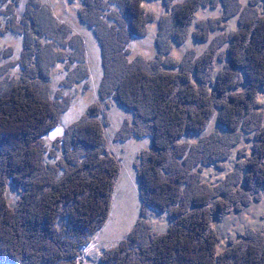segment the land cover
I'll list each match as a JSON object with an SVG mask.
<instances>
[{"label": "trees", "instance_id": "obj_1", "mask_svg": "<svg viewBox=\"0 0 264 264\" xmlns=\"http://www.w3.org/2000/svg\"><path fill=\"white\" fill-rule=\"evenodd\" d=\"M121 4L124 25L112 27L104 37L99 34L104 67L101 96H113L133 112L134 124L127 123L121 131L125 137L151 136V148L136 162L141 216L149 210L167 214L171 226L155 234L148 223L139 222L127 241L102 257V264H264L262 233L232 242L219 252L212 224L233 207L259 200L264 191V117L256 114L259 91L264 88V16L244 23L227 40V66L210 91L214 48L188 64L201 74L197 77L203 88L195 83L193 69H135L126 59L127 43L142 35L148 17L142 0ZM89 10L82 17L100 27L96 20L101 14ZM191 11L187 6L177 12L181 25L189 23ZM99 113V106L93 105L71 126L67 154L77 153V145L84 154L63 168L62 177L51 176L42 163L43 137L58 125L59 105L25 77L0 95V264H81L80 252L108 220L121 172L120 163L104 151ZM216 114L228 134L249 129L256 136L252 155L244 163V188L235 192L232 188L229 194L210 189L194 171L224 159L226 153L213 140L215 135L190 151L180 142L205 131ZM10 183L21 196L14 207L6 195ZM144 235L146 242L139 243Z\"/></svg>", "mask_w": 264, "mask_h": 264}, {"label": "rangeland", "instance_id": "obj_2", "mask_svg": "<svg viewBox=\"0 0 264 264\" xmlns=\"http://www.w3.org/2000/svg\"><path fill=\"white\" fill-rule=\"evenodd\" d=\"M123 2L0 0V95L25 77L35 82L61 111L58 125L43 137L45 172L62 177L66 172L63 168L84 154L79 145L75 147L78 152H73L74 156L67 154V148H71L68 130L86 116L93 105L100 109L96 118L105 131L104 151L121 165L108 220L91 238L87 249L80 252L81 264H102V257L127 241L139 222L148 223L155 234H163L171 226L167 214L149 210L146 217L141 216L136 162L143 151L151 148V136L125 137L127 134L121 131L126 129L127 123L134 124L133 112L119 105L113 96H101L104 67L99 34L104 37L111 33L112 27L120 29L124 25ZM187 6L192 9L191 19L184 26L178 22L176 14ZM88 7L89 11L101 14L96 20L100 27L82 17ZM142 7L148 17L147 24L142 35L132 36L127 43V61L135 69L149 72L193 69L195 83L203 88L204 84L197 77L201 74L188 64L214 48L216 57L210 91H214L220 71L227 66L230 47L227 40H231L244 23L264 16V0H142ZM113 38L117 46L118 39ZM202 77L206 82L207 78ZM258 101L256 114L264 117V88L259 91ZM248 131L228 134L219 125L216 114L205 131L180 140L189 151L214 135L213 140L217 139L222 145L219 149L226 153L222 161L195 168L202 183L227 194L232 188L234 192L244 188V163L252 155L256 137L254 132ZM6 195L13 207L21 197L12 183ZM212 224L219 237V252L225 251L232 242L257 236V233L264 235V191L259 200L253 199L243 208L233 207L223 217L214 218ZM141 237L139 243L146 242L145 235Z\"/></svg>", "mask_w": 264, "mask_h": 264}]
</instances>
